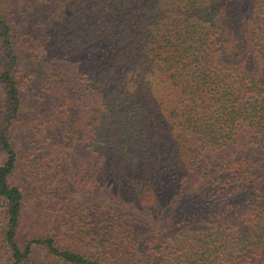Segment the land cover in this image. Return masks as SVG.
<instances>
[{
	"label": "trees",
	"instance_id": "trees-1",
	"mask_svg": "<svg viewBox=\"0 0 264 264\" xmlns=\"http://www.w3.org/2000/svg\"><path fill=\"white\" fill-rule=\"evenodd\" d=\"M24 1L45 12L30 25L83 63L74 94L59 86L62 104H83L64 145L80 146L98 198L71 211L62 196L56 224L25 227L15 132L31 105L18 24L0 9V264H264V78L222 21L232 4L241 48L264 61V0Z\"/></svg>",
	"mask_w": 264,
	"mask_h": 264
},
{
	"label": "rangeland",
	"instance_id": "rangeland-1",
	"mask_svg": "<svg viewBox=\"0 0 264 264\" xmlns=\"http://www.w3.org/2000/svg\"><path fill=\"white\" fill-rule=\"evenodd\" d=\"M231 5L227 4V10L223 14L225 35L229 42H237L240 54H243V66L257 77L264 78V61L241 48L244 37L241 36L238 17ZM24 7L28 9L26 14L21 12ZM40 8L41 5L39 7L31 1L0 0V9L8 12L14 18V23L18 24L15 38L18 64L15 75L21 85L24 100L31 105L22 113L15 132L19 150L18 171L21 177L25 175L26 187L30 192L25 227L46 231L52 226L50 221L57 218L50 207L54 200L63 196L64 204L72 211L74 198L89 203L93 198L96 200L98 195L86 183L90 178L87 179L85 174H90L93 169L88 171L89 168L82 167L80 146L76 141L71 146L64 145L69 133L74 132L77 136V117L81 115L79 109L83 104H62L59 86L66 81L68 85L64 87V91L74 94V86L77 85L74 79L78 80V68L75 66L81 67L83 63L78 59V54H67V48L50 45L40 26L30 25L34 16L45 13ZM70 73L74 74V79L69 77ZM32 156H39V160L32 162ZM24 168H29L32 173L27 176L23 172ZM68 189L74 191L69 199L64 197ZM145 195L146 198H141L142 201L148 200V193L145 192ZM56 223L54 220L53 224ZM67 242L75 244L72 236ZM34 260L37 264H44L42 253H35Z\"/></svg>",
	"mask_w": 264,
	"mask_h": 264
}]
</instances>
